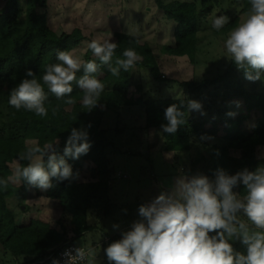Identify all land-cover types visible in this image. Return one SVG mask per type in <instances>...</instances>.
<instances>
[{
	"label": "trees",
	"instance_id": "16d2710c",
	"mask_svg": "<svg viewBox=\"0 0 264 264\" xmlns=\"http://www.w3.org/2000/svg\"><path fill=\"white\" fill-rule=\"evenodd\" d=\"M155 1L163 15L174 23L172 45L162 46L161 51L169 56H186L190 62H194L198 20L201 16L199 6L202 7L207 0H199V6L195 0ZM209 1L212 5L218 4L217 0ZM45 6L46 0H5L4 7L0 9V179L7 177L6 163L17 160L18 154L30 143L35 142L43 146L45 143L58 141L57 155L58 157L63 155L65 142L71 134L72 127L79 130L82 125L84 126L91 148L78 159L65 157L75 178L63 181L52 178L53 187L48 189V194L63 201L61 214L57 220V230H49L45 222L36 219H31L24 225H18L14 221L5 206V198L20 195L28 186L26 182H21L19 186L9 184L7 190L0 189V250L3 255L10 254L11 259L7 264H38L65 243L88 231L91 228L86 224L88 209L100 207L103 216L112 215L115 205L109 199L106 180L111 172L106 153L109 141L102 128V118L108 108L107 101L112 92L121 93L126 97L132 83L134 89L140 91V86L133 81L134 71L147 69L155 80L161 81L156 57L150 45L140 44L134 36L117 32L114 33V37L119 45L113 61L116 58H123L124 49L130 47L134 48L142 59L128 72L121 70L119 76H112L107 67L102 68L103 75L99 78L104 82L105 89L99 105L91 112L82 107L83 93L78 88H74L72 93L76 101L72 105L57 101L49 93L51 105L48 116L44 118L24 109H14L8 104L9 93L25 77L26 69H32L36 72L37 79H40L46 66L56 62V52L73 49L81 38L77 29L70 33L50 30L46 24L45 12L42 10ZM236 25L237 17H234L222 29L227 32ZM83 59H95L90 49L87 48ZM235 71H238L239 79L233 81L231 77ZM81 74L82 72L78 73V76ZM261 79L260 85L253 81L249 89H246L245 70L239 69L230 60L223 72L211 80L185 82L183 85L194 95L200 94L208 86L221 82L226 89L236 90L235 94L243 99L245 111L243 118L229 120L225 108L222 111L215 110L218 118L212 120L209 127H205L204 122L195 120L193 115L195 110L189 108L188 100L185 98L143 100L140 96L135 100L124 98L123 104L143 107L148 120L150 119L154 127L160 131L165 151L176 155L183 152L189 154L191 168L187 174L193 173L192 166L196 161L197 148L192 142L193 139L213 138L219 143L209 147L205 143L201 145L210 152L208 172L216 174V170L222 168L227 174L234 175L246 167L249 171H254L258 165L264 166V157H258L256 154L257 147L264 146V71L261 72ZM259 87L261 88L258 89ZM173 103L180 106L179 110L184 114L182 118L185 123L178 125L175 135H170L162 132L161 124L168 123L164 119V111ZM56 104H60V109L53 115L51 109ZM209 106L208 102L207 107ZM245 119L253 121V126L248 132L241 127ZM89 123L90 128L87 127ZM219 131L222 135H218ZM19 163L25 166L28 161ZM85 171L90 179L88 181L83 180ZM141 174L144 175V172L141 171ZM233 191L240 194L238 197L243 198V185L234 188ZM68 232L72 233L71 237H67ZM117 239H120L118 234L106 240L111 242ZM234 249L236 250L235 245Z\"/></svg>",
	"mask_w": 264,
	"mask_h": 264
},
{
	"label": "clouds",
	"instance_id": "9594fccd",
	"mask_svg": "<svg viewBox=\"0 0 264 264\" xmlns=\"http://www.w3.org/2000/svg\"><path fill=\"white\" fill-rule=\"evenodd\" d=\"M229 22L228 15H218L212 20L211 28L219 31ZM118 45L113 34L92 39L86 45L95 57L90 60L82 59L75 49L57 51L56 62L46 66L40 79L32 69H26L25 77L10 90L8 104L44 118L51 105L49 93L57 101L72 105L76 103L72 93L78 88L83 93L82 107L91 112L99 105L105 89L99 78L103 75L102 68L107 67L112 76H119L121 70L128 72L142 59L130 47L124 49L123 58L113 61ZM224 48L227 57L245 70L246 79H261L264 0H250L247 18L229 32ZM188 106L201 107L195 101H189ZM59 109L60 104H56L52 114ZM179 109L176 103L165 109L164 119L168 123L161 124L163 133L175 135L178 125L185 123ZM70 131L63 155L59 157L58 141L43 146L30 143L18 154L12 174L0 179V189L7 190L10 183L26 182L31 187L48 190L53 187L52 178L58 181L75 178L65 157L78 159L87 154L91 142L83 125ZM24 160L28 163L21 166L19 161ZM240 185L244 189L243 199L233 191ZM238 213L246 219H241ZM138 214L141 219L133 223L131 230L103 248L109 264H264V166L258 165L254 171L246 167L234 175L217 169L214 181L203 174L180 176L171 193L162 192L150 204L139 205ZM237 241L246 248V254L234 249ZM95 253L96 249L90 248L87 254ZM76 254L82 259L86 255L83 248L76 249Z\"/></svg>",
	"mask_w": 264,
	"mask_h": 264
},
{
	"label": "rangeland",
	"instance_id": "374dc122",
	"mask_svg": "<svg viewBox=\"0 0 264 264\" xmlns=\"http://www.w3.org/2000/svg\"><path fill=\"white\" fill-rule=\"evenodd\" d=\"M195 2L199 6V0ZM217 2L218 4L212 5L207 0L202 7L199 6L201 16L198 20L197 49L194 62H190L186 56H169L161 51L162 46L172 45L174 23L163 15L155 0H46L45 9L42 10L45 12L47 27L57 33H70L77 29L81 38L73 49L77 50L82 59L87 50V42L98 37L108 38L112 34L115 41L114 33L117 32L134 36L140 44L148 43L156 57L161 81L155 80L147 69L134 71L133 81L140 86V91L137 92L132 83L126 97L121 93L112 92L107 101L108 108L102 118V128L109 141L106 153L111 172L106 179L107 186H174L176 177L186 175L190 178L198 174L215 180L216 174L208 172L210 152L201 145L205 143L209 147L219 143L218 140L193 139L192 142L197 148L196 161L192 166L193 173L187 174L191 168L189 154L183 152L176 155L165 151L161 133L154 127L153 122L148 120L143 107L123 103L124 98L135 100L140 96L143 100L185 98L188 104L189 101H195L201 105L199 109H194L193 115L195 120L204 122L205 127H209L212 120H217L215 110L222 111L225 108L229 120L243 118L245 114L243 99L235 94L236 90L226 89L224 83L208 86L197 95L189 93L183 85L190 81L198 83L202 80H211L221 74L230 62L224 41L233 28L227 32L223 29L217 31L211 28V22L218 15H228L230 20L237 17L238 26L247 18L250 0ZM4 4L5 0H0V9ZM231 79L233 81L239 79L238 71H235ZM252 82L246 79L245 88L249 89ZM256 82L260 85L262 79ZM229 112L235 115L229 116ZM252 126L253 121L248 119L241 124L246 132L250 131ZM218 135H222L221 131ZM124 154H134L136 157H133L132 162L126 163ZM256 154L258 157H264V146L257 147ZM16 166L17 160L6 163L7 176L12 174ZM84 174L83 180H90L86 171ZM125 190L121 199L123 203L121 212L103 216L100 207L92 209L88 220L91 228L73 240L76 245H82L87 250L96 249L94 256L88 255V264H109L103 248L113 241L108 242L106 239L117 234L122 238V233L131 230L128 227H132L134 222L141 219L138 207L141 204H148L137 202L140 199L138 196H143L142 191L129 188ZM62 204L63 201L48 194V190H40L29 185L20 195L5 198V206L18 225L36 219L45 222L49 230L58 229L57 220L61 214ZM125 213L130 215L125 217ZM238 216L246 219L241 213H238ZM71 236L72 233L68 232L67 237ZM234 245L237 251L244 253L243 245L238 241ZM10 259L9 253L3 255L0 250V264H7Z\"/></svg>",
	"mask_w": 264,
	"mask_h": 264
},
{
	"label": "crops",
	"instance_id": "0c3cea01",
	"mask_svg": "<svg viewBox=\"0 0 264 264\" xmlns=\"http://www.w3.org/2000/svg\"><path fill=\"white\" fill-rule=\"evenodd\" d=\"M118 155H119V153H117V156ZM124 155L126 157V163L132 162V159H134L133 157H136V156H134V154L133 155L124 154ZM132 165H134V164H132ZM129 166H131V164H129ZM118 172H119V170H118ZM177 178L178 177H176V179ZM129 184H131V183H129ZM173 185H174V183H173ZM173 187L174 186H108L109 199H110L111 203L115 205V210L112 214H114V213L118 214V212H121V209L123 208V203L121 202V199L123 197V193L126 192L125 189L129 188V189H134L136 191H142L143 196L139 195L138 197L140 199H138L137 202L139 204L144 203V202L150 204L156 196H158L162 192L169 193L171 190H173ZM116 196H117V199H116ZM141 198H143V199L141 200ZM91 211H92V209H88L86 211V224L89 226H91L88 223V220H90L89 216L91 215V213H90ZM124 215H125V217L126 216L128 217V215H130V214L125 213ZM125 217H124V219H125ZM128 228H131V227H128Z\"/></svg>",
	"mask_w": 264,
	"mask_h": 264
},
{
	"label": "built area",
	"instance_id": "2783aa9c",
	"mask_svg": "<svg viewBox=\"0 0 264 264\" xmlns=\"http://www.w3.org/2000/svg\"><path fill=\"white\" fill-rule=\"evenodd\" d=\"M78 248L85 250L86 255L83 259L76 254V249ZM87 253L88 250L84 246L76 245L74 241H69L55 253L41 260L38 264H53V261H56L57 264H88Z\"/></svg>",
	"mask_w": 264,
	"mask_h": 264
}]
</instances>
